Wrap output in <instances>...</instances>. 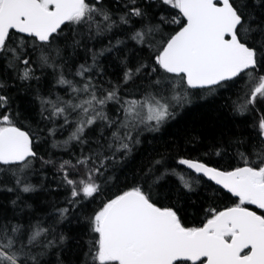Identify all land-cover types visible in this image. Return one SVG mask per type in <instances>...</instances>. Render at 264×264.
Masks as SVG:
<instances>
[{"label":"snow or ice","instance_id":"6c2138e0","mask_svg":"<svg viewBox=\"0 0 264 264\" xmlns=\"http://www.w3.org/2000/svg\"><path fill=\"white\" fill-rule=\"evenodd\" d=\"M0 264H264V0H0Z\"/></svg>","mask_w":264,"mask_h":264}]
</instances>
